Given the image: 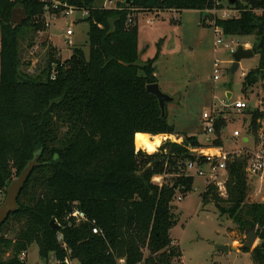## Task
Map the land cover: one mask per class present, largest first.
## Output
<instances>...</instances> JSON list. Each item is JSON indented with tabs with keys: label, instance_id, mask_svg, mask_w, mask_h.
<instances>
[{
	"label": "trees",
	"instance_id": "16d2710c",
	"mask_svg": "<svg viewBox=\"0 0 264 264\" xmlns=\"http://www.w3.org/2000/svg\"><path fill=\"white\" fill-rule=\"evenodd\" d=\"M69 2L87 11L88 54L75 47L62 62L51 48L47 67L33 78L20 70V47L42 32L35 21L42 4L0 0V194L39 155L18 197V210L0 226V264H24L19 257L33 244L41 260L53 255L56 264L65 259L76 264H173L181 253L170 239L172 203L178 194L192 191L193 178L185 175L186 164L195 158L191 150L210 146L188 135L181 144L166 141L153 154L134 144L136 134H176L156 98L146 91L157 84L160 50L142 60L137 15L187 10L203 14L222 7L216 0H131L129 5L122 0L114 9H98L95 0ZM233 7L237 16L214 17L212 26L224 37L253 39L251 51L259 57V66L244 75L242 93L259 84L262 106L264 0H236ZM16 8L26 15L20 27L10 22ZM263 118L262 112H253L252 132ZM224 124L223 118L216 120L211 146L220 148ZM246 163L245 158L231 157L225 199L207 185L201 200L235 224L242 238L246 231H255L257 245L243 252L250 254L252 264H264V203L246 201ZM164 175L170 176L168 182H152ZM75 208L86 222L69 218ZM52 220L58 228L51 227ZM10 221L18 225L13 239L5 237ZM93 227L100 234H92ZM7 251L11 256L3 260Z\"/></svg>",
	"mask_w": 264,
	"mask_h": 264
},
{
	"label": "rangeland",
	"instance_id": "374dc122",
	"mask_svg": "<svg viewBox=\"0 0 264 264\" xmlns=\"http://www.w3.org/2000/svg\"><path fill=\"white\" fill-rule=\"evenodd\" d=\"M246 1L239 0L241 4H245ZM119 2L122 0H95L94 6L101 9L106 4L108 9H114ZM216 2L223 11L229 12V17L237 16L234 7L229 5V0H216ZM81 14H76L75 18H80ZM214 17L221 18L215 13L203 11L201 14L189 10L163 12L158 17L154 14L137 15L140 50L145 53L147 47L142 45L150 44L145 60L152 58L160 50L161 57L155 64L157 85L162 94L172 99L165 104V113L168 124L173 126L176 134L162 136L160 146L166 141L179 144L183 141V135L195 136L203 145H209L221 152L232 153L231 157L233 155L240 159L245 158L247 168L248 162L259 150V137L263 140L261 151L264 161V118L258 122L256 131L252 132L249 128L255 110L264 114V105L261 106V87L257 84L242 93L243 77L259 66V57L254 56L240 61L239 68L232 73L233 59L230 49L238 47L251 49L253 39L223 37V45H228L229 48L225 49L223 45L215 48V27L212 26L211 21ZM85 19L86 17H83L73 26L74 35L69 44L63 38L64 23L67 21L54 25L51 32H39L33 35L32 40L26 39L20 47L22 59L20 70L30 77H38L48 65L51 48L56 59L62 62L70 58L71 50L75 47L82 49L87 55L89 27ZM161 38L162 41L159 40ZM30 41L29 47L27 45ZM214 61L220 63L221 67L220 81L217 83L212 81ZM227 94L231 95L230 100L227 99ZM237 100H243L247 105L245 111L237 113L232 109V104ZM205 112L223 116L225 124L220 131V148L211 146L215 135H206L204 132L202 115ZM234 130L240 133L237 139L232 137ZM244 139L247 142H244ZM141 151L148 154L143 149ZM157 177L160 179L153 180L154 177L152 182L158 185L170 180V176ZM246 178L248 184L246 201L264 203V171L261 182L251 178L247 173ZM206 186V180L194 176L192 191L185 196L178 194L173 200L172 213L175 224L170 231V239L178 244L180 253L183 254V259L181 254L178 261H183L184 264H252L250 254L244 253L241 248L243 245L241 243L245 239L244 236L242 238L237 226L227 217L221 216L212 203L202 204L201 196ZM257 191L260 193L257 194ZM178 197L182 199L178 201ZM4 198L5 193L0 194V204ZM8 228L10 230L5 231V237L13 239L18 225L15 221H10ZM230 229L234 231L233 235H230ZM174 243L172 241V246L178 248ZM227 243L229 248L234 247L237 250L223 253L217 249L219 246H226ZM257 243L258 241L255 246ZM26 254L24 264H55L53 255V258L49 256L47 261L41 260L35 244L28 248ZM10 256L11 252L7 251L3 260H8ZM144 256H148L147 251L144 252ZM178 261L172 263L179 264Z\"/></svg>",
	"mask_w": 264,
	"mask_h": 264
},
{
	"label": "built area",
	"instance_id": "2783aa9c",
	"mask_svg": "<svg viewBox=\"0 0 264 264\" xmlns=\"http://www.w3.org/2000/svg\"><path fill=\"white\" fill-rule=\"evenodd\" d=\"M39 3L42 4L41 13L35 19L42 26V32L52 30L53 26L60 23L61 21H67L64 23L65 33L63 34V38L65 39L66 43L71 42V38L74 35L73 26L75 23L79 22L83 19V17L87 18V11L80 9L79 7L72 5L69 1L70 0H37ZM101 9H108L106 4L103 5ZM207 13H215L220 15L221 18L219 19H230L229 12L221 10H209L205 11ZM78 13H82L80 18H75V15ZM231 13V12H230ZM51 36V35H50ZM223 32L219 28H215V41L214 47L218 48L219 46L223 45ZM49 40L52 41V38L49 37ZM225 49L229 48L228 45H223ZM231 53H233L236 48L230 49ZM221 75V67L220 63L214 61L212 66V81L213 83H217L220 81ZM247 105L243 102V100H237L232 104V109L237 113H241L245 111ZM219 115H213L209 113H204L202 115V119L204 121V132L206 135H213L214 124L217 119H219ZM240 133L235 130L233 131L232 137L233 139L239 138ZM244 142H247L245 140ZM182 143V142H181ZM179 143V144H181ZM263 146L262 137H259V145L258 151L255 153L253 158L248 162V166L246 168V173L251 178H256L260 182L262 181L263 171H264V161H263V153L261 151ZM192 154L194 155V159L189 161L185 166V175L188 177L193 178L197 176L206 180L207 185H211L216 188L217 194L220 198L225 199L227 196L226 193V181H227V164L231 159L232 153H227L225 151H218L213 149V147L209 148H199L191 150ZM235 154V152H233ZM236 155V154H235ZM233 156V155H232ZM160 178L155 177L153 180H159ZM260 191H257V194ZM178 201L182 198L178 197ZM69 218H72L75 223H84L87 221L85 214L80 211L78 208L73 209L72 213L69 215ZM94 224V222H92ZM92 234L98 235L100 234L97 228H92ZM58 240H61V236L58 235ZM26 252H23L19 259L20 261H25L26 259ZM179 258L176 260L178 261ZM123 260L119 261L121 263ZM179 264H184L183 261L179 262ZM47 264V263H44ZM56 264V262H55ZM64 264H74L73 262L65 259ZM76 264V263H75Z\"/></svg>",
	"mask_w": 264,
	"mask_h": 264
},
{
	"label": "water",
	"instance_id": "95a60500",
	"mask_svg": "<svg viewBox=\"0 0 264 264\" xmlns=\"http://www.w3.org/2000/svg\"><path fill=\"white\" fill-rule=\"evenodd\" d=\"M131 0H125V4L129 5ZM236 0H229V5L233 6ZM26 21V15L20 8H16L11 12V24L14 26H22V24ZM253 52L251 49H244L242 47H238L232 53V67L231 72L234 73L239 68V63L245 59L253 58ZM263 88V85H262ZM146 91L148 94L152 95L158 101L162 116L165 114V104L167 102H171L172 99L168 96L161 93L157 84H152L146 87ZM231 95L227 94V99L230 100ZM39 155H35L34 158L28 162L25 168L19 173V175L14 178L5 190V198L3 202L0 204V226L9 218V216L15 213L18 210L17 200L18 197L29 179L33 169L37 167ZM51 227L53 229L58 228L55 224V221H51ZM244 244L241 246L242 250H252L255 247V243L257 241V236L255 231H246L244 235ZM217 249L220 252L228 253L229 250H237L235 248H229L226 246H219Z\"/></svg>",
	"mask_w": 264,
	"mask_h": 264
},
{
	"label": "bare ground",
	"instance_id": "6f19581e",
	"mask_svg": "<svg viewBox=\"0 0 264 264\" xmlns=\"http://www.w3.org/2000/svg\"><path fill=\"white\" fill-rule=\"evenodd\" d=\"M163 140L162 136L151 137L146 134H137L134 137V144L146 151L148 154H153L157 151Z\"/></svg>",
	"mask_w": 264,
	"mask_h": 264
},
{
	"label": "crops",
	"instance_id": "0c3cea01",
	"mask_svg": "<svg viewBox=\"0 0 264 264\" xmlns=\"http://www.w3.org/2000/svg\"><path fill=\"white\" fill-rule=\"evenodd\" d=\"M167 12H174V11H167ZM183 12V11H182ZM153 16V15H152ZM155 17H158L159 15H154ZM161 39H163V38H161ZM161 39H159V40H161ZM138 45H139V42H138ZM142 46H146L147 48H146V52L144 53H142L141 52V50H140V47H139V51H140V53H141V58H142V60L144 59V57H146V55H147V53H148V51H149V49H148V47H150V44H143ZM160 57H161V53H160V55H159V57H158V60L160 59ZM254 57V56H253ZM145 60V59H144ZM157 60V61H158ZM223 118V116L222 115H220V117H219V119H222ZM235 131V130H234ZM137 135V134H136ZM150 136V135H149ZM152 137V136H151ZM246 139H244V141H245ZM230 235H232V234H230ZM171 240L173 241V243L175 242L172 238H171ZM257 242V241H256ZM175 245H177L178 246V244L177 243H174ZM256 244V243H255ZM227 246L229 245L228 243L226 244ZM229 247V246H228ZM178 248H179V250H180V247L178 246ZM234 248V247H233ZM249 251H251V250H249ZM180 252H181V250H180ZM182 254V253H181ZM53 258V256L52 255H50V258ZM49 258V259H50ZM181 259H183V254H182V257H181ZM53 260H54V258H53ZM54 262H55V260H54ZM119 264H124V261H122L121 263H119Z\"/></svg>",
	"mask_w": 264,
	"mask_h": 264
}]
</instances>
